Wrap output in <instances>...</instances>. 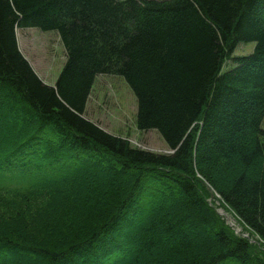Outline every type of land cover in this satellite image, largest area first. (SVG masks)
I'll return each instance as SVG.
<instances>
[{
  "label": "trees",
  "instance_id": "16d2710c",
  "mask_svg": "<svg viewBox=\"0 0 264 264\" xmlns=\"http://www.w3.org/2000/svg\"><path fill=\"white\" fill-rule=\"evenodd\" d=\"M31 27L65 47L54 85ZM100 74L170 153L85 116ZM263 121L264 0H0V264H264Z\"/></svg>",
  "mask_w": 264,
  "mask_h": 264
},
{
  "label": "rangeland",
  "instance_id": "374dc122",
  "mask_svg": "<svg viewBox=\"0 0 264 264\" xmlns=\"http://www.w3.org/2000/svg\"><path fill=\"white\" fill-rule=\"evenodd\" d=\"M17 37L22 53L29 60L34 70L47 84L54 85L66 60V50L56 31H42L38 28H18ZM255 43H241L235 49L234 55L243 56L252 53ZM234 66L228 60L225 70ZM137 100L126 81L117 75L100 74L97 76L91 96L89 98L85 116L98 123L106 131L118 135L133 147L143 148L156 153H170L164 139L156 130L143 131L136 125ZM264 126V121H263ZM1 174V173H0ZM2 183V178L0 179ZM217 203H221L219 200ZM224 217L235 216L230 211L220 207L218 209ZM236 219V218H235ZM237 221V219H236ZM234 224V223H233ZM234 224L239 234L243 228ZM249 235V234H248ZM252 243L257 242L250 237Z\"/></svg>",
  "mask_w": 264,
  "mask_h": 264
},
{
  "label": "bare ground",
  "instance_id": "6f19581e",
  "mask_svg": "<svg viewBox=\"0 0 264 264\" xmlns=\"http://www.w3.org/2000/svg\"><path fill=\"white\" fill-rule=\"evenodd\" d=\"M228 218H229V220H230L232 223L236 224V225L239 227V225L237 224V221H236V219H235L234 217H232L231 215H228ZM239 228H240V227H239Z\"/></svg>",
  "mask_w": 264,
  "mask_h": 264
}]
</instances>
